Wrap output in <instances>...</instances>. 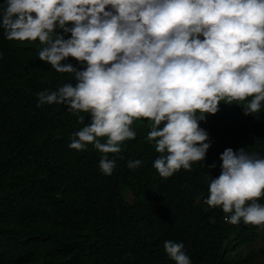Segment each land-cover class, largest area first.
I'll list each match as a JSON object with an SVG mask.
<instances>
[{
	"label": "clouds",
	"instance_id": "clouds-1",
	"mask_svg": "<svg viewBox=\"0 0 264 264\" xmlns=\"http://www.w3.org/2000/svg\"><path fill=\"white\" fill-rule=\"evenodd\" d=\"M0 30L9 41L38 40L36 60L74 77L75 86L40 92L37 107L87 113L90 123L80 116L84 126L68 147L94 146L107 176L141 118L160 154L153 167L169 178L205 160L219 113L239 105L246 116L264 109V0H1ZM69 57L84 70L62 63ZM220 160L204 203L221 208L229 227L264 231V153L229 148ZM141 164L129 160L127 167ZM163 247L175 264H192L183 243Z\"/></svg>",
	"mask_w": 264,
	"mask_h": 264
},
{
	"label": "trees",
	"instance_id": "trees-1",
	"mask_svg": "<svg viewBox=\"0 0 264 264\" xmlns=\"http://www.w3.org/2000/svg\"><path fill=\"white\" fill-rule=\"evenodd\" d=\"M42 47L9 41L0 30V264H175L163 247L168 240L183 243L192 264H264V231L229 227L221 208L204 203L226 149L264 153V109L250 118L241 105L219 113L205 160L169 178L153 167L160 154L141 118L107 176L94 146L68 147L84 126L80 116L90 123L87 113L37 107L40 92L76 84L36 60ZM62 63L86 67L71 57ZM129 160L142 164L129 169Z\"/></svg>",
	"mask_w": 264,
	"mask_h": 264
}]
</instances>
